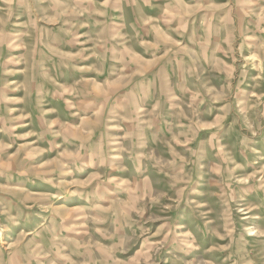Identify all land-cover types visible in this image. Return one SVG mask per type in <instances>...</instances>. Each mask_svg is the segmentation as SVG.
<instances>
[{"label": "rangeland", "instance_id": "1", "mask_svg": "<svg viewBox=\"0 0 264 264\" xmlns=\"http://www.w3.org/2000/svg\"><path fill=\"white\" fill-rule=\"evenodd\" d=\"M0 264H264V0H0Z\"/></svg>", "mask_w": 264, "mask_h": 264}]
</instances>
